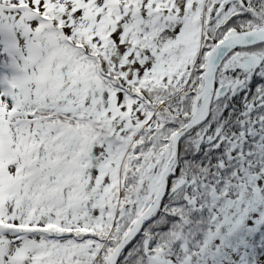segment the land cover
Here are the masks:
<instances>
[{
    "label": "snow or ice",
    "instance_id": "obj_1",
    "mask_svg": "<svg viewBox=\"0 0 264 264\" xmlns=\"http://www.w3.org/2000/svg\"><path fill=\"white\" fill-rule=\"evenodd\" d=\"M0 264H264V0H0Z\"/></svg>",
    "mask_w": 264,
    "mask_h": 264
}]
</instances>
